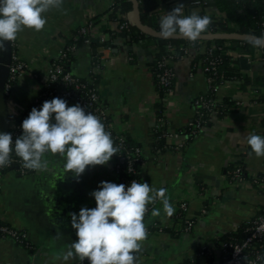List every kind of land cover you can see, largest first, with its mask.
<instances>
[{"label": "crops", "instance_id": "crops-1", "mask_svg": "<svg viewBox=\"0 0 264 264\" xmlns=\"http://www.w3.org/2000/svg\"><path fill=\"white\" fill-rule=\"evenodd\" d=\"M202 1V5H196L194 0H160L157 15H166L177 3L184 4V15H200L202 11L218 14L216 0ZM113 3L114 0H63L60 8L43 14L46 24L41 31L25 28L14 41L5 42L7 50L0 51V61L11 59L14 42L18 55L28 65L7 96L9 113L19 117L27 110L42 90L47 69L78 39L80 28L93 21L90 36L96 45L87 43L86 38L82 43H74L71 72L87 76L98 71L101 63L98 89L114 131L143 146L141 183L167 190L173 215L168 216L157 200L153 209H158L160 215L153 216L152 209L145 216L146 224L178 228L174 216L183 201L188 202L185 219L195 220L191 232L183 230L174 235L157 230L148 234L142 250L136 254V264H180L192 257L201 244L236 231L243 221L260 215L264 208V186L255 185L251 179L264 172V157H257L250 146L242 143L249 133L264 136V80L259 81L264 79V48L251 46V51L244 54L251 65L244 70L245 80L250 82L229 80L217 92L219 99L235 100L238 109L223 117H211L210 123L188 142L181 131L196 119V99L208 92L209 84L201 65L193 63L195 49H191L189 56L171 60L176 72L175 86L164 111L169 146L159 149L154 137L158 92L149 68L156 45L146 39L129 45L125 32L118 31L110 17ZM111 35L108 48L99 49L94 61L95 56L86 51L85 45L98 47L102 37L108 39ZM43 159L46 167L42 170L26 175L10 170L0 176V221L25 231L33 245L29 248L14 239L0 237L1 264H75L78 258H62L69 244L78 240L69 213L78 216L82 207L95 208L91 193L98 190L102 181L117 180L113 157L107 165L86 168L79 178L65 172L66 160L61 155L49 152ZM238 165L244 166L251 178L232 183L228 169ZM201 264H218V258H202Z\"/></svg>", "mask_w": 264, "mask_h": 264}, {"label": "clouds", "instance_id": "clouds-1", "mask_svg": "<svg viewBox=\"0 0 264 264\" xmlns=\"http://www.w3.org/2000/svg\"><path fill=\"white\" fill-rule=\"evenodd\" d=\"M62 4L63 0H0V51H6L5 42L14 41L25 28L41 31L46 24L43 14ZM183 7V3H177L161 17L162 38L180 36L195 42L209 29L212 23L209 16L198 12L184 15ZM248 42L253 47H264V35L252 37ZM21 127L22 135L14 144L11 133H0V167L9 166L15 153L24 168L42 170L46 167L43 157L50 152L64 157L65 172L79 178L90 166L107 165L119 151L99 117L91 112L86 114L79 104L68 106L59 97L45 101L39 110L34 107ZM242 143L250 146L257 157H264V136L249 133ZM166 191L136 180L127 187L102 181L98 190L91 193L95 208L82 207L78 216L69 213L78 240L69 244L62 254L63 260L136 264V254L142 250L148 234L144 223L147 206L159 200L168 216L174 213ZM152 215L159 216L160 211L153 209ZM257 259L264 261V257Z\"/></svg>", "mask_w": 264, "mask_h": 264}, {"label": "trees", "instance_id": "trees-1", "mask_svg": "<svg viewBox=\"0 0 264 264\" xmlns=\"http://www.w3.org/2000/svg\"><path fill=\"white\" fill-rule=\"evenodd\" d=\"M139 2V10H140V17L144 24L150 25L157 30H160V22H158L157 18V9L160 5V0H138ZM216 5L218 8V14L214 15H207L205 12H200L201 16L207 15L211 18L212 23L209 26V29L206 31L212 33H233L239 32L243 34H249L256 37L264 35V0H216ZM133 10V3L131 0H114L113 5L110 7V17L113 18L115 21L118 31H124L127 35V41L129 45H133L135 43L140 42L141 40H152L155 42L156 45V52L153 60L149 63V68L153 74L154 81L156 83V89L158 92V99L155 103V110L157 114V118L161 117L164 114L166 108V99L170 92L174 89L175 81L169 86H164L159 82L158 74L160 73L159 70V61L164 58H171L172 55H177V57L171 58V60H175L178 58L179 55L184 53V49L189 47L190 52L191 49H195L193 52V63L198 62L203 69L206 78L211 77L213 79L211 86L209 85V90L204 95L210 97L212 99L213 106L210 109H205L204 107L198 106V111L196 115V119H202L205 121L204 125L210 123L211 117L218 116L223 117L224 115L234 112L238 109V105L235 100L232 98H223L219 99L217 92L214 91V87H220L223 83L229 80H245L246 73L241 68L239 59L237 56H245L244 54L251 51V44L248 42V39H204V40H197L195 42H191L185 38H170L164 39L162 37H154L152 35H148L139 29L137 26L133 24H128L126 27L122 28V24L125 21H128V14ZM86 36L79 34L77 40H74V43H82L85 40ZM111 38H106L105 44L107 45ZM72 41V40H71ZM229 42L230 45H226ZM93 46L96 45V42L91 43ZM205 44L207 46L216 45L219 49L216 50V54L222 56V61L218 65L216 72L212 74L209 71H206V66L208 64L207 53L199 52V47ZM74 59L73 51L67 53L66 56L62 57V59H57L59 62L64 66L67 71L71 72V64ZM56 61V60H55ZM263 66H264V53H263ZM101 65V63H100ZM72 73V72H71ZM74 74V73H72ZM79 76L82 81L88 84V89L92 87L98 89V83L101 78V73H93L91 72L87 76ZM264 79L261 78L259 81H263ZM44 81V80H43ZM45 82V81H44ZM43 82L42 91L45 89V83ZM245 82H250L248 79ZM51 97L42 96L39 102H33L31 105L34 106L37 103L43 104L45 101H51ZM261 100L264 101V94L261 96ZM100 105L104 108L102 101L100 100ZM18 118L10 115V121ZM19 119V118H18ZM194 120V121H195ZM20 121V120H19ZM21 122V121H20ZM104 125L110 122V118L108 116L107 119L104 121ZM262 126H264V118L261 121ZM105 125V126H106ZM185 136L186 142L194 139L198 133H194L191 128L188 126L181 131ZM168 134L167 126L157 127L154 130V137L156 140V147L159 149H165V147L169 146L166 141V136ZM125 143L127 151L133 155L134 149L136 147H143L141 143L135 142L131 137L125 135ZM142 162H139L136 165L138 176L141 179V169L142 163L145 160L144 152L142 151ZM243 172L241 176L246 180L250 179L251 177L247 173V170L244 166H242ZM12 169L4 170L2 173L6 171H10ZM14 170V169H13ZM123 168V174L126 173V170ZM235 166H230L228 169V178L230 182L236 183L239 179L235 175ZM18 172V171H17ZM258 180H264V172L259 173L256 175ZM251 178V179H255ZM257 185V184H255ZM157 203V201H156ZM156 205V204H155ZM264 213V208L261 210V214ZM175 217V224H178V228L174 226L172 227H163L160 224H146L149 228L151 233L157 230H163L174 235L180 234L187 225V219H185V212L178 211ZM254 218V217H253ZM251 218V220L253 219ZM195 223L194 219H188ZM1 222V221H0ZM250 226V222L245 220L243 221L236 231L234 232H227L220 236V240L229 239L233 236L237 238H243L246 235V230ZM150 233V234H151ZM148 235V234H147ZM218 240V239H216ZM201 248L199 247L196 253L189 258L184 259L180 264H201V256L200 251ZM212 260V259H211ZM218 264H220L218 262Z\"/></svg>", "mask_w": 264, "mask_h": 264}, {"label": "built area", "instance_id": "built-area-1", "mask_svg": "<svg viewBox=\"0 0 264 264\" xmlns=\"http://www.w3.org/2000/svg\"><path fill=\"white\" fill-rule=\"evenodd\" d=\"M194 4L202 5V0H194ZM113 5V4H112ZM157 14V13H156ZM158 18V22H160L162 14L156 15ZM132 24V20L128 18V21H125L122 24V28L126 27L128 24ZM93 21H90L87 25H84L80 28L79 33L86 36V42L92 43L93 39L91 35V29L93 27ZM160 31V30H159ZM206 33V32H205ZM212 33V32H208ZM105 37H102L97 44L99 49H106ZM12 57L10 63V75L6 82L5 93L7 96L11 94L13 84L18 81V79L28 70V65L25 63L20 56L18 55L15 47L16 44L12 42ZM108 48V46H107ZM263 48V47H262ZM200 51L203 53H207V66L206 71L214 74L218 65L222 61V56L216 54V50L219 48L214 44L212 46H207L202 44L199 47ZM74 46L69 45L61 52V55L58 59H62V57L66 56L68 52L73 51ZM190 48L187 47L184 49V53L179 55L178 58L189 56ZM177 57V55H172L171 58ZM245 56H239L237 59H240ZM171 58H164L159 61V70L158 74L159 82L169 87L176 78V72L171 65ZM241 66V65H240ZM99 67H101L99 65ZM98 71H93V73H99ZM44 83L45 89L44 91H40V94L33 102H39L42 96L56 98L59 97L67 101L68 106H73L79 104L86 112L93 113L104 124V120L108 118V113L106 109L102 108L100 105V93L99 89L92 87L88 89V84L82 81L79 76L72 74L70 71H67L64 66L59 62V60L54 61L51 66L47 69L44 75ZM213 79L211 77L207 78L208 84L211 86ZM220 87H214V91L218 92ZM212 99L205 95H201L196 99V104L200 107H204L205 109H210L213 106ZM37 108L39 110L42 107V104H36L34 106L30 105L27 110L18 118L13 119L9 128V132L13 137V144L15 139L22 135V122L29 116V113L33 108ZM21 122H20V121ZM195 120V119H194ZM205 121L202 119H197L192 121L188 127L192 129L194 133H199V131L205 126ZM167 119L165 114L158 118L157 127L167 126ZM106 125V124H105ZM105 130L111 133L112 139L114 141V146L119 148L117 155H114V168L117 174L116 184H124L126 187L130 186L133 180H136L141 183V179L138 176V171L136 165L139 162H142V148L136 147L134 149V154L131 155L126 149L125 143V135L119 132L114 131L112 124L109 122L105 126ZM182 147V143L179 145ZM12 163L6 167H0V176L3 174L4 170H8L14 168L15 171H18L21 174H30L35 170H29L23 167V161L21 158L17 157L15 153L12 154ZM123 168L126 170V173L123 174ZM124 170V171H125ZM243 172L242 166H236L235 175L239 178L238 181L245 180L241 174ZM254 176L253 178H255ZM1 179V178H0ZM254 184L264 186V180H258L257 178L253 179ZM1 189V182H0ZM156 201L154 203L149 204L148 211L145 216L155 207ZM179 211L185 212L188 209V202L183 201L179 204ZM205 211V210H204ZM250 222V226L246 230V235L243 238H237L233 236L229 239L220 240V236L213 238L209 241L201 244V252L200 256L205 260H211L213 258H218V262L220 264H264V261L257 259L258 257H264V213L255 216L252 220H247ZM144 223L145 217H144ZM194 227V222L187 220V225L185 227V232H191ZM147 233L150 234V228L146 225ZM0 237L3 238H11L20 244L27 246L29 248H33V245L28 240L27 233L22 230H18L17 228L7 224L0 222ZM218 239V240H216ZM1 264V263H0ZM10 264V263H5ZM75 264H90V262L85 259V261L81 262L79 259Z\"/></svg>", "mask_w": 264, "mask_h": 264}, {"label": "water", "instance_id": "water-1", "mask_svg": "<svg viewBox=\"0 0 264 264\" xmlns=\"http://www.w3.org/2000/svg\"><path fill=\"white\" fill-rule=\"evenodd\" d=\"M133 3V10L129 12V17L132 20V24L137 26L139 29H141L143 32H145L148 35H152L154 37H161L159 35V30L155 29L154 27L150 25H146L142 22L140 17V10H139V2L138 0H131ZM252 37H256L249 34H243L239 32H233V33H203L198 40H204V39H248L250 40ZM174 38H183L180 36H176ZM86 46L87 52H92V54L95 56L93 58L94 61L97 60V56L100 54L98 47L90 48L88 45ZM264 48V47H263ZM11 57V54H10ZM10 63L11 59L3 58L0 61V133H8L9 132V124H10V113H9V107H8V100L7 95L5 93V86L6 82L10 75ZM240 65L243 70H249L251 68L250 61L248 57H242L240 59ZM12 170L14 168H11Z\"/></svg>", "mask_w": 264, "mask_h": 264}, {"label": "rangeland", "instance_id": "rangeland-1", "mask_svg": "<svg viewBox=\"0 0 264 264\" xmlns=\"http://www.w3.org/2000/svg\"><path fill=\"white\" fill-rule=\"evenodd\" d=\"M92 39H93V37H92ZM260 186H262V185H260Z\"/></svg>", "mask_w": 264, "mask_h": 264}]
</instances>
